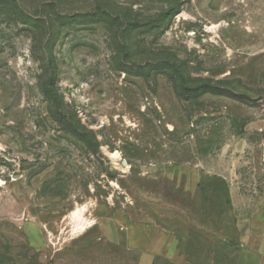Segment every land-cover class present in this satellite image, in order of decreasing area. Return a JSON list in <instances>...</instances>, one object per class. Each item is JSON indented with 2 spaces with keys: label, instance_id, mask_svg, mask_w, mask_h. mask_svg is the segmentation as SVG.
<instances>
[{
  "label": "rangeland",
  "instance_id": "obj_1",
  "mask_svg": "<svg viewBox=\"0 0 264 264\" xmlns=\"http://www.w3.org/2000/svg\"><path fill=\"white\" fill-rule=\"evenodd\" d=\"M263 147L264 0H0V264H237Z\"/></svg>",
  "mask_w": 264,
  "mask_h": 264
},
{
  "label": "crops",
  "instance_id": "obj_2",
  "mask_svg": "<svg viewBox=\"0 0 264 264\" xmlns=\"http://www.w3.org/2000/svg\"><path fill=\"white\" fill-rule=\"evenodd\" d=\"M264 163V147H263ZM128 240L132 247L142 250V261L151 264L156 253L160 251L174 253L175 244L168 240L164 248H158V242L151 241L149 229L141 224L128 226ZM164 244V242H161ZM243 249L237 264H264V210L258 211L244 223L242 232Z\"/></svg>",
  "mask_w": 264,
  "mask_h": 264
}]
</instances>
